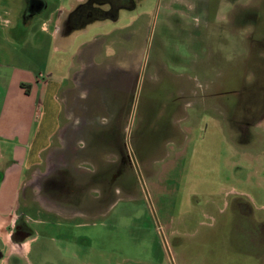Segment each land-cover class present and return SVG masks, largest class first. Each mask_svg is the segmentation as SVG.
Segmentation results:
<instances>
[{
  "label": "rangeland",
  "instance_id": "374dc122",
  "mask_svg": "<svg viewBox=\"0 0 264 264\" xmlns=\"http://www.w3.org/2000/svg\"><path fill=\"white\" fill-rule=\"evenodd\" d=\"M130 1L0 0V111L60 86L29 258L264 264V0Z\"/></svg>",
  "mask_w": 264,
  "mask_h": 264
},
{
  "label": "crops",
  "instance_id": "0c3cea01",
  "mask_svg": "<svg viewBox=\"0 0 264 264\" xmlns=\"http://www.w3.org/2000/svg\"><path fill=\"white\" fill-rule=\"evenodd\" d=\"M16 84L15 95L6 92L2 103L19 101L23 113L22 104L28 107V115L8 117L4 109L0 111V264H24V258L33 264L29 255L36 240L33 221L38 219L32 214L41 210L62 213L61 206L38 196L40 188L35 181L59 123L56 91L60 86L30 71H25ZM24 84L28 91H24ZM49 99L56 104L51 121L45 115ZM32 171V179H28Z\"/></svg>",
  "mask_w": 264,
  "mask_h": 264
},
{
  "label": "trees",
  "instance_id": "16d2710c",
  "mask_svg": "<svg viewBox=\"0 0 264 264\" xmlns=\"http://www.w3.org/2000/svg\"><path fill=\"white\" fill-rule=\"evenodd\" d=\"M110 1V3L114 6V7H116V6H119V7H121V6H123V7H127V6H132L133 5V2H131L130 0H126V2L124 1V2H122V3H119L117 0H109Z\"/></svg>",
  "mask_w": 264,
  "mask_h": 264
},
{
  "label": "flooded vegetation",
  "instance_id": "af4514ba",
  "mask_svg": "<svg viewBox=\"0 0 264 264\" xmlns=\"http://www.w3.org/2000/svg\"><path fill=\"white\" fill-rule=\"evenodd\" d=\"M31 1V0H30Z\"/></svg>",
  "mask_w": 264,
  "mask_h": 264
}]
</instances>
